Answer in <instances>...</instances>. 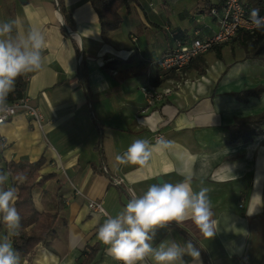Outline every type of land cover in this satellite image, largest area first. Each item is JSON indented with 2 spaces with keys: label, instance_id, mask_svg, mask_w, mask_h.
Instances as JSON below:
<instances>
[{
  "label": "crops",
  "instance_id": "0c3cea01",
  "mask_svg": "<svg viewBox=\"0 0 264 264\" xmlns=\"http://www.w3.org/2000/svg\"><path fill=\"white\" fill-rule=\"evenodd\" d=\"M137 1L128 12L119 10L122 25L104 41L89 0H62L74 31L55 0H0V23L19 17L23 32L37 27L47 43L43 67L21 75L43 128L21 114L0 126V168L42 160L39 174L50 176L31 191L38 212L56 215L32 264H118L97 241L98 227L151 184L180 182L181 167L193 174L194 190H208L216 235L208 240L191 220L172 221L157 230L154 245L195 242L204 255L199 261L185 255L186 264H264V124L233 128L264 114V63L231 43L193 61L181 76L150 86L147 71L154 73L151 64L172 46L171 31L201 37L217 31L204 11L218 0ZM166 88L172 91L152 97ZM157 134L172 147L154 151L146 166L117 164L115 157L134 140L155 145ZM89 200L103 212L90 210Z\"/></svg>",
  "mask_w": 264,
  "mask_h": 264
},
{
  "label": "clouds",
  "instance_id": "9594fccd",
  "mask_svg": "<svg viewBox=\"0 0 264 264\" xmlns=\"http://www.w3.org/2000/svg\"><path fill=\"white\" fill-rule=\"evenodd\" d=\"M250 22L257 31L264 33V16H260L259 9L251 10ZM21 25L19 17L0 23V124L11 113L7 98L16 79L40 70L45 62L43 50L47 43L44 33L37 27L23 32ZM172 144L164 138L157 139L155 145L146 139H136L115 160L119 165L146 166L154 151L170 149ZM177 171L183 177L180 182L151 184L142 195L133 196L114 217L105 214L107 218L98 227L96 239L106 246L118 264H145L149 259L151 264H186L185 255L199 261L200 250L191 241L181 244L171 240L154 245L157 230L172 221L181 224L191 220L208 240L216 235L218 221L213 219L208 190L203 187L194 190L193 174L183 167ZM9 179L8 173L0 172V222L7 228V233L0 239V264H21L11 238L18 237L21 228V216L15 207V183L23 184L27 177L18 173L12 177L14 183L5 188Z\"/></svg>",
  "mask_w": 264,
  "mask_h": 264
},
{
  "label": "trees",
  "instance_id": "16d2710c",
  "mask_svg": "<svg viewBox=\"0 0 264 264\" xmlns=\"http://www.w3.org/2000/svg\"><path fill=\"white\" fill-rule=\"evenodd\" d=\"M55 1L57 2L59 12L64 19V23L69 29L74 31V22L71 13L66 11L62 0ZM89 2L98 17L100 35L104 41L108 34L119 30L122 25L123 20L119 10L125 8L128 12L131 6H139L137 0H89ZM243 2L249 15L254 8L259 9V14H261V12L264 13V0H243ZM210 8L211 5L209 8L207 7L204 12L210 14ZM62 32L65 36L68 35L65 29H62ZM187 36V34L176 30L169 33L171 43H173L175 39L183 41ZM233 40L238 47L244 50L247 58L255 59L264 63V33L257 31L256 29L250 32L238 30ZM201 57L202 56L193 61H200ZM80 77L83 86L86 87L87 80L84 71L80 72ZM167 78L170 79L171 75H168ZM148 80L150 86L157 87L166 80V77L163 80H158L157 76H155L148 78ZM24 88V79L22 76H19L15 81L14 89L9 94L7 101H14L22 98L24 96ZM242 95L243 94L235 95L238 101L246 100V97H243ZM247 96L252 95L251 93H247ZM257 124H264V114L243 121H237L233 128L236 130V133H238V131H240L239 129L243 126L249 129V127H255ZM42 165V160L33 163L10 161L5 164V167L0 168V172L8 173L11 179L18 173H23L27 177V180L23 184L15 183V186L17 187L15 207L21 216V228L20 235L11 238V243L13 244L14 249L19 253L20 260L24 259L26 264H32L37 246L40 243H44L48 236L52 234V228L56 217L55 214L38 212L35 209L32 200V189L35 186H42L50 178V176L39 174ZM4 228H6V226L0 222V231ZM183 234L190 239L186 233L183 232ZM192 243L200 250V253L204 255L201 248L195 242L192 241ZM90 251H93V249Z\"/></svg>",
  "mask_w": 264,
  "mask_h": 264
},
{
  "label": "built area",
  "instance_id": "2783aa9c",
  "mask_svg": "<svg viewBox=\"0 0 264 264\" xmlns=\"http://www.w3.org/2000/svg\"><path fill=\"white\" fill-rule=\"evenodd\" d=\"M210 16L215 19L218 28L215 33L202 37L194 33L188 35L183 41L175 39L172 47L151 64L156 71L154 73H151L150 70L147 71V77L157 76L158 80H163L166 77V80H169L168 75L181 76L193 60L205 55L215 47L221 46L222 49V46L233 40L238 30L250 32L255 29L250 22V15L243 0H218L216 5L210 9ZM260 16H264V13L261 12ZM130 39L134 40L133 37ZM171 91L170 88H166L152 97L161 99L163 95L169 94ZM7 105L11 109V113L7 115L3 124L21 114L29 117L39 129L43 128L44 116L28 97L23 96L14 101H7ZM159 138L163 137L157 134L155 141ZM103 171L106 172L105 169ZM113 183L120 185L119 180H114ZM74 193L78 195L80 191L74 190ZM87 207L97 213L103 212L101 205L96 201L89 200Z\"/></svg>",
  "mask_w": 264,
  "mask_h": 264
},
{
  "label": "rangeland",
  "instance_id": "374dc122",
  "mask_svg": "<svg viewBox=\"0 0 264 264\" xmlns=\"http://www.w3.org/2000/svg\"><path fill=\"white\" fill-rule=\"evenodd\" d=\"M147 1H149V0H147ZM150 1H153V0H150ZM168 1V0H167ZM186 6H184V7H182L181 9H183V8H185ZM193 12V11H192ZM195 12H196V9H195ZM195 12H193V13H195ZM206 13H208V12H206ZM210 15V14H209ZM204 18V17H203ZM217 30H218V28H217ZM232 43V45H233V47H232V50L234 49V48H237L238 46H237V44H236V42L234 41V40H231L229 43H228V45L229 44H231ZM226 46V45H225ZM227 47V46H226ZM207 55H209V54H207ZM209 56H207V58H208ZM186 76L184 77V80L181 82L182 84H183V82L186 80ZM188 79V78H187ZM189 80V79H188ZM13 184V180H9L8 182H7V187L8 186H10V185H12Z\"/></svg>",
  "mask_w": 264,
  "mask_h": 264
},
{
  "label": "water",
  "instance_id": "95a60500",
  "mask_svg": "<svg viewBox=\"0 0 264 264\" xmlns=\"http://www.w3.org/2000/svg\"><path fill=\"white\" fill-rule=\"evenodd\" d=\"M64 28H65L68 32H70V31L67 29V27L64 26ZM71 34H72V33H71Z\"/></svg>",
  "mask_w": 264,
  "mask_h": 264
}]
</instances>
